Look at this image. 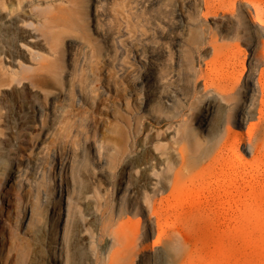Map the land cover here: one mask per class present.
<instances>
[{
    "label": "rangeland",
    "instance_id": "rangeland-1",
    "mask_svg": "<svg viewBox=\"0 0 264 264\" xmlns=\"http://www.w3.org/2000/svg\"><path fill=\"white\" fill-rule=\"evenodd\" d=\"M93 1L64 12L47 95L0 63V264H264V0ZM249 12L255 38L220 36ZM226 90L248 116L228 122ZM186 120L209 158L146 197L166 157L155 142ZM129 145L132 189L118 195Z\"/></svg>",
    "mask_w": 264,
    "mask_h": 264
},
{
    "label": "bare ground",
    "instance_id": "bare-ground-1",
    "mask_svg": "<svg viewBox=\"0 0 264 264\" xmlns=\"http://www.w3.org/2000/svg\"><path fill=\"white\" fill-rule=\"evenodd\" d=\"M70 2L71 0H0V36L4 38V42L0 44V63L8 72V83H21L23 80L30 79L34 87L42 90L49 76L58 78V71L55 70L54 66H56L55 62L60 58L59 56L64 52L66 42L63 38L62 20L66 9L71 7ZM93 3L88 5L84 11L86 27L91 31L96 29ZM79 7L77 5V9ZM242 12L245 11L242 10ZM252 17L253 15L249 12L241 19L245 26L244 29L234 25H225L218 33L222 38L243 33L250 39L255 38L257 35H255L256 31L253 30L255 29V21ZM216 35L217 33H215ZM213 48L217 49V46L214 44ZM46 92L47 95L49 92ZM237 92L235 90L234 92L228 90L224 92L215 91L218 97L216 99L222 101L232 99L236 102L235 111L227 112L229 123L237 122L238 114L245 116L249 114L242 103V92L240 90ZM216 102L210 103L209 106L213 107ZM160 103L162 105V102ZM179 127L170 136L169 146L166 143L155 142L156 148L160 149L166 157L164 167H161L160 172L157 173L159 177L153 182L152 189L149 190L145 186L144 194L146 197L150 194L156 196L159 192L167 190L169 186L172 192L180 189L186 183L187 176L191 175L192 170L210 156L211 148L205 146L201 141L197 127L187 120ZM132 151L133 145L127 146L121 159L123 161L121 176L116 181L118 195L131 193V175L137 165L131 154ZM175 152L177 153L176 157ZM203 170L198 171L197 174L199 175ZM95 171L92 179L93 191L100 198L104 194L102 190L103 174L99 170ZM115 173L114 171L110 172L109 181L113 179ZM113 261L114 253L110 254V264H113Z\"/></svg>",
    "mask_w": 264,
    "mask_h": 264
}]
</instances>
